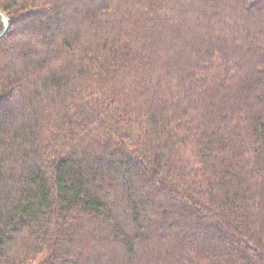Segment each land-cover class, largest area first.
I'll return each mask as SVG.
<instances>
[{"label":"trees","instance_id":"obj_1","mask_svg":"<svg viewBox=\"0 0 264 264\" xmlns=\"http://www.w3.org/2000/svg\"><path fill=\"white\" fill-rule=\"evenodd\" d=\"M0 264H264V0H0Z\"/></svg>","mask_w":264,"mask_h":264},{"label":"water","instance_id":"obj_2","mask_svg":"<svg viewBox=\"0 0 264 264\" xmlns=\"http://www.w3.org/2000/svg\"><path fill=\"white\" fill-rule=\"evenodd\" d=\"M5 23H6V29L8 28V25H9V23H8V21L5 19Z\"/></svg>","mask_w":264,"mask_h":264},{"label":"rangeland","instance_id":"obj_3","mask_svg":"<svg viewBox=\"0 0 264 264\" xmlns=\"http://www.w3.org/2000/svg\"><path fill=\"white\" fill-rule=\"evenodd\" d=\"M5 19L8 21V23H9V20H8V18L6 17V16H4V21H5ZM5 26H6V23H5Z\"/></svg>","mask_w":264,"mask_h":264}]
</instances>
